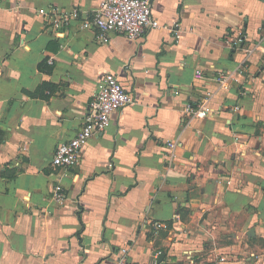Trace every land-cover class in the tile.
Instances as JSON below:
<instances>
[{"label":"crops","instance_id":"obj_1","mask_svg":"<svg viewBox=\"0 0 264 264\" xmlns=\"http://www.w3.org/2000/svg\"><path fill=\"white\" fill-rule=\"evenodd\" d=\"M99 2L0 0V264H111L121 248L132 264H264V0H150L178 41L53 29V10ZM238 71L228 90L213 81ZM106 74L132 104L74 168H52ZM208 92L188 123L185 105Z\"/></svg>","mask_w":264,"mask_h":264},{"label":"built area","instance_id":"obj_2","mask_svg":"<svg viewBox=\"0 0 264 264\" xmlns=\"http://www.w3.org/2000/svg\"><path fill=\"white\" fill-rule=\"evenodd\" d=\"M51 24L53 29L69 26L71 22L79 23L81 30L92 31L98 42L107 44L113 35H123L127 39L135 41L141 38L149 29L166 28L173 33L178 41L180 24L173 22L163 25L153 15L150 0H100L91 10H81L72 7L68 10H53ZM242 39L237 36L230 40V48H238ZM48 60V64H51ZM239 74V75H238ZM241 71L232 74H220L214 78V82L223 90H228L232 82H237ZM195 77L200 78V70H195ZM211 97L208 92L205 99L195 103H188L183 109V115L189 123L192 119L203 117L207 114L206 101ZM133 97L122 86L113 74H106L98 85L95 95L90 100L84 123L74 137L57 144L51 158V166L54 169L74 168L78 164L81 150L96 134L103 132L110 123L111 115L122 108L132 104ZM238 107H235L236 110ZM237 140V138H235ZM169 153V160L175 158V150L178 147L175 141L165 143ZM51 198L57 206L66 203V195L60 183L55 184ZM156 228H166L163 223H155ZM127 248H121L118 257L111 264H132L128 258ZM220 257V262H225Z\"/></svg>","mask_w":264,"mask_h":264}]
</instances>
